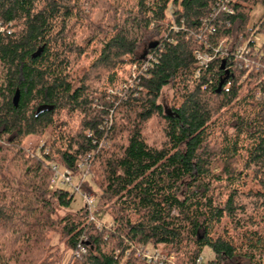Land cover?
I'll use <instances>...</instances> for the list:
<instances>
[{
  "label": "trees",
  "instance_id": "1",
  "mask_svg": "<svg viewBox=\"0 0 264 264\" xmlns=\"http://www.w3.org/2000/svg\"><path fill=\"white\" fill-rule=\"evenodd\" d=\"M244 45L264 51V0H0V264H61L53 235L67 264L149 245L264 264V63L246 68ZM195 52L214 58L199 69ZM52 165L96 189L109 224L68 211Z\"/></svg>",
  "mask_w": 264,
  "mask_h": 264
},
{
  "label": "built area",
  "instance_id": "2",
  "mask_svg": "<svg viewBox=\"0 0 264 264\" xmlns=\"http://www.w3.org/2000/svg\"><path fill=\"white\" fill-rule=\"evenodd\" d=\"M253 39L257 42L258 45L262 43L261 38L258 36H254ZM246 56H249L250 58ZM195 58L200 69L205 68L214 57L209 56L208 54L195 52ZM236 58L242 60L246 68L254 69V67H252L251 65H256L255 60H257V62H260L259 60H261L264 63V51L259 50L251 52L247 45H244L243 47L237 49ZM258 67H260L259 63L258 65H256L257 69ZM131 70L133 79L135 77L133 74L135 68L132 67ZM77 167L81 173V182L85 181L87 178H90V173L88 172L84 162H79L77 164ZM51 169L52 178L49 183V189L61 186L69 188V190L73 193H81L84 198V207L88 210L89 213V222H94L97 224V227H100L99 221L96 219L95 196H90L91 194L82 189L81 182H76V175H74L69 169H62L59 168L57 165H52ZM130 253H133L136 258L145 261L147 264H176L175 256L173 253H166L161 249V247H154L151 245L144 247L136 246L126 250L123 253L122 264L125 263V260ZM118 255L119 253L117 252L116 256ZM76 256H79V251L76 252ZM204 261L205 257L203 254H201L198 257L196 263L201 264Z\"/></svg>",
  "mask_w": 264,
  "mask_h": 264
},
{
  "label": "rangeland",
  "instance_id": "3",
  "mask_svg": "<svg viewBox=\"0 0 264 264\" xmlns=\"http://www.w3.org/2000/svg\"><path fill=\"white\" fill-rule=\"evenodd\" d=\"M260 14H261V9L258 8V7L254 8L253 11H252V19H251L252 22H256L257 19L260 16ZM97 15H96V17H97ZM127 69H128L127 71L129 72L130 77L128 75H125V77H124V85L130 84L131 83V79H132V70H131V68H127ZM124 85L120 86L121 88L119 87L116 90H111L112 93H110V90H109L108 93L109 94H118V95L121 96L122 95V90L125 89ZM159 103H161V105L163 106V108L165 110H168L170 108V106L172 105V92H171L170 89H168V88H164L163 89L161 97L159 99ZM41 142H40V144H41ZM34 143H35L34 139H31V138L27 141V144L29 146H33ZM90 177L92 178L91 174H90ZM91 178H87L86 180H88L89 183H90L91 182L90 181ZM75 179H76V182H79V180H78L79 177L76 176ZM81 184H82L81 187H82L83 190H85L89 194H91L90 196H93V195L95 196V194H96V189L95 188L90 190L85 184H83V183H81ZM64 188L69 190V188H67V187H64ZM82 207H84L83 195L81 193H74L73 200L71 202V205H70L68 211L69 212H76L77 210H79ZM96 219L101 221L104 224H109L110 221H111L110 216L108 214H104L102 211H100L99 208H96ZM52 244L58 246V248H60V250L62 251L61 264H67V262L69 260V257L71 255V251L70 250H65L64 245L61 242H59V239H58L57 235H53L52 236ZM202 254L204 255L206 260L212 258V254L208 251V249H204ZM74 255H76V252L74 253Z\"/></svg>",
  "mask_w": 264,
  "mask_h": 264
},
{
  "label": "water",
  "instance_id": "4",
  "mask_svg": "<svg viewBox=\"0 0 264 264\" xmlns=\"http://www.w3.org/2000/svg\"><path fill=\"white\" fill-rule=\"evenodd\" d=\"M14 105H16V98L13 99Z\"/></svg>",
  "mask_w": 264,
  "mask_h": 264
}]
</instances>
